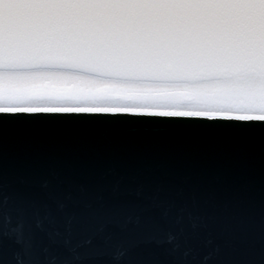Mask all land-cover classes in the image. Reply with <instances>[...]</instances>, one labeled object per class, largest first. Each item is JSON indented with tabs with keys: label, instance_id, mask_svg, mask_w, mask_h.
Instances as JSON below:
<instances>
[{
	"label": "snow or ice",
	"instance_id": "obj_1",
	"mask_svg": "<svg viewBox=\"0 0 264 264\" xmlns=\"http://www.w3.org/2000/svg\"><path fill=\"white\" fill-rule=\"evenodd\" d=\"M264 264V118L0 110V264Z\"/></svg>",
	"mask_w": 264,
	"mask_h": 264
},
{
	"label": "water",
	"instance_id": "obj_2",
	"mask_svg": "<svg viewBox=\"0 0 264 264\" xmlns=\"http://www.w3.org/2000/svg\"><path fill=\"white\" fill-rule=\"evenodd\" d=\"M37 68L159 82L264 73V0H0V70ZM26 96L55 101L77 97L47 90H32ZM145 97L113 92L96 96L98 100L122 101ZM7 99L16 96L0 92V100ZM197 99L190 93L176 98L180 103ZM129 111L183 114L158 109Z\"/></svg>",
	"mask_w": 264,
	"mask_h": 264
},
{
	"label": "rangeland",
	"instance_id": "obj_3",
	"mask_svg": "<svg viewBox=\"0 0 264 264\" xmlns=\"http://www.w3.org/2000/svg\"><path fill=\"white\" fill-rule=\"evenodd\" d=\"M37 72L38 71H34V73L30 72L32 74L28 72H0V80H2L0 81V91L7 92L10 96H16V99L10 100L7 104L2 105V107L7 110H25L19 102L22 100L26 101V91L30 88L36 87L48 90H52L51 88L67 90L77 96L76 100L73 101H57L58 103L53 102L57 105L65 104L60 106L61 109L69 106L72 108L92 106L95 105V101L100 102V104L105 102L107 105L112 107H117L114 105L115 103L123 105V102L119 101H111L112 103H109L108 101L96 100L95 97L99 90L112 88L116 90H129L150 94L144 101L136 102V104H128L130 108L148 109L150 107H154L166 109L168 111L169 109H178L183 111L190 109L194 111L193 113L232 114L239 112L241 115L264 116V73L251 76L211 80L207 82L163 83L153 81L108 79L80 73H74L79 74L78 77L75 76L71 77V79L63 80L67 77V75H65L64 78L62 77L63 74L60 73L65 71H41L44 73ZM39 76H42V78H38ZM6 79H10V81H6ZM180 90L198 91L204 95V98L194 103L179 104L176 103L174 98ZM160 92H168L169 97L163 100H156L154 96ZM50 105V102H48L47 105H38L39 107H37L36 110L47 109L46 107Z\"/></svg>",
	"mask_w": 264,
	"mask_h": 264
},
{
	"label": "bare ground",
	"instance_id": "obj_4",
	"mask_svg": "<svg viewBox=\"0 0 264 264\" xmlns=\"http://www.w3.org/2000/svg\"><path fill=\"white\" fill-rule=\"evenodd\" d=\"M3 73H6V72H3ZM28 73H30V72H28ZM32 73H34V71H32ZM32 73H30V74H32ZM37 73H44V72L38 71ZM53 74H55V73H53ZM60 74H63L62 77H64L65 75H67V77L66 78L64 77L65 79H63V80H68V79H71V77H75V76L78 77V75H79V74H74V73H69V72H66V73L65 72H62ZM43 75H45V74H43ZM38 78H42V76L41 77L39 76ZM0 81H2V80H0ZM6 81H10V79H6ZM39 99L40 98H37V99H27L26 101H23L22 100L19 103H20V105L22 107L25 108V110H34V109L36 110L37 107H39L42 104H44V105L46 104L47 105L48 102H50L51 105L48 106V107H46L47 109H41V110H57V109L60 110L61 109L60 106L65 105V104H59V105H57V104L53 103V102L58 103L55 100H48V99H43V98H41L40 100ZM10 100L11 99L0 100V110H7L4 107H2V105L7 104V102H9ZM67 101H73V100H64V102H67ZM95 102L97 104L94 103L95 105H92V106H85V107H82V108H72L71 106H69V107H65V108H62V109L68 110V111H70L72 109H75V110L76 109H81L82 111H90L91 109H97V111L141 110V109H137V108H130V106L128 105L130 103H124L123 102V105H119V104L115 103L114 105L117 106V107H112V106L107 105L105 102H103L104 104L103 103L100 104V102H98V101H95ZM108 102L109 103H112L111 101H108ZM115 102H117V101H115ZM98 104H100V105H98ZM134 104H136V103H134ZM54 106H56V107H54ZM93 106L96 107V108H94ZM148 109L166 110V109H160V108H154V107H150ZM166 111H168V110H166ZM169 111L183 112V113H193L194 112L193 110H190V109L189 110H185V111L178 110V109H176V110L169 109ZM225 115H241V114L239 112H235V113H232V114H225Z\"/></svg>",
	"mask_w": 264,
	"mask_h": 264
},
{
	"label": "flooded vegetation",
	"instance_id": "obj_5",
	"mask_svg": "<svg viewBox=\"0 0 264 264\" xmlns=\"http://www.w3.org/2000/svg\"><path fill=\"white\" fill-rule=\"evenodd\" d=\"M51 89H55V88H51ZM55 90H59V89H55ZM100 91H118V92H130V93H134V91H129V90H116V89H112V88H109V89H102V90H99L98 92ZM138 93V92H136Z\"/></svg>",
	"mask_w": 264,
	"mask_h": 264
}]
</instances>
